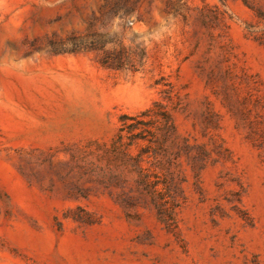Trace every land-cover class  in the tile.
Masks as SVG:
<instances>
[{
	"label": "rangeland",
	"instance_id": "374dc122",
	"mask_svg": "<svg viewBox=\"0 0 264 264\" xmlns=\"http://www.w3.org/2000/svg\"><path fill=\"white\" fill-rule=\"evenodd\" d=\"M0 264H264V0H0Z\"/></svg>",
	"mask_w": 264,
	"mask_h": 264
},
{
	"label": "trees",
	"instance_id": "16d2710c",
	"mask_svg": "<svg viewBox=\"0 0 264 264\" xmlns=\"http://www.w3.org/2000/svg\"><path fill=\"white\" fill-rule=\"evenodd\" d=\"M157 109L148 108L136 115L121 117L122 125L118 129L117 139L114 143V150H120L123 146L128 148L131 146L135 140L142 139L146 140L147 136L155 138L158 132H161L163 136H166L168 132V126L172 127V116L164 109L163 106L154 105ZM131 121L127 123L126 121ZM124 138H129V142H124ZM145 152L138 153L134 158L135 166L139 165L141 154ZM149 176L146 172L139 169V175L137 182L139 185L144 187L152 188V185H157L156 183H151L149 181Z\"/></svg>",
	"mask_w": 264,
	"mask_h": 264
}]
</instances>
